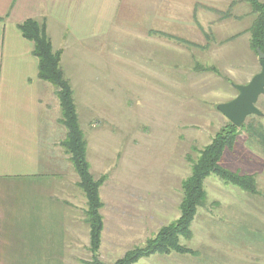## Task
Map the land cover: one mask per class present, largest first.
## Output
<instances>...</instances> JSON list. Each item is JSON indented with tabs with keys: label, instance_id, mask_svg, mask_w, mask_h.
I'll return each mask as SVG.
<instances>
[{
	"label": "rangeland",
	"instance_id": "obj_1",
	"mask_svg": "<svg viewBox=\"0 0 264 264\" xmlns=\"http://www.w3.org/2000/svg\"><path fill=\"white\" fill-rule=\"evenodd\" d=\"M225 1L239 5L242 0ZM240 8L237 12L230 7L219 8L229 16L224 19H218L214 11L198 8L194 11L172 8L167 9L166 14L174 26L180 27L174 34L185 35L192 38L189 42L195 43L200 41L197 39L203 29L207 31L206 38L211 31L234 29L238 36H248L250 32L244 31L245 26L249 27L256 15L245 18V14L248 17L250 13L243 10V15ZM200 21L204 23L201 25ZM163 23L157 19L158 27ZM211 41L205 40V44L211 46L205 56H201L195 46L188 48L182 40L169 41L167 45L169 48L171 45L172 52H167L171 56H158L155 65L157 68L165 64L166 70L157 71L154 82L151 81L153 73L147 68L148 57L133 56L132 50L127 48L126 44L132 45L133 41L125 38L110 43V51L115 54L109 58L110 62L128 67L127 71L134 75L132 79L137 78L139 64L147 67L146 72L140 74L144 76L141 85L138 87L136 82L132 88L128 86L124 90V100L117 111L106 112L96 105L91 115H86L84 100L77 94L74 96L76 107L82 112L81 127L88 147L90 172L96 179L105 176L99 189L102 202L99 213L103 223L100 246L96 254L90 250L88 224L80 209L72 214L67 232L45 234L50 238L47 241L37 240V233H26L25 227L36 228L42 218L35 210L38 202L27 196L26 182L14 176L3 186L9 194L7 204L10 206L4 211V219L0 217L3 219L0 229L5 230L0 232V264H114L127 251L144 247L162 227L179 218L182 181L190 175L199 152L229 123L216 110V105L236 96L232 84H247L260 70L254 49L246 57V72L236 71L234 63L219 64L214 56L217 46ZM79 50L86 51L87 47ZM80 59L82 63L88 60L85 55ZM101 97L102 94H97V99L93 100L100 101ZM256 106L263 116L246 119L244 124L251 126L250 131H238L233 147L224 151L219 164L229 172L253 177L257 193L248 194L217 175L208 176L203 181L204 202L190 225V235L179 237V244L195 254H153L133 264H230L229 250L223 244H227L231 227L244 226L252 218L245 216V212L264 219V142L260 137H264V96ZM117 117L123 119L119 121ZM20 171L8 169L7 172L17 175ZM62 175L78 182L71 166L64 169ZM45 187L50 193L58 189L52 185ZM77 192L81 206L86 201L79 189ZM237 231L244 235L245 227Z\"/></svg>",
	"mask_w": 264,
	"mask_h": 264
},
{
	"label": "crops",
	"instance_id": "obj_2",
	"mask_svg": "<svg viewBox=\"0 0 264 264\" xmlns=\"http://www.w3.org/2000/svg\"><path fill=\"white\" fill-rule=\"evenodd\" d=\"M240 2L238 5L225 0H0V217L5 216L4 211L10 206L7 204L9 194L3 186H7V181L13 180L14 176L22 183L26 182L27 196L38 202L34 209L42 219L32 230L25 227L26 233L38 234L37 240H49L45 234L67 232L72 214L80 209L85 217L86 211V203L78 205L77 182L62 175L71 164L60 145L66 136V129L59 128L62 124L55 89L50 83L38 79L32 43L21 36L19 24L27 19L45 23L52 50L61 53L60 67L70 82L73 97L77 94L84 100V112L91 115L92 107L96 105L102 106L106 112L119 110L124 90L132 88L131 85L136 82L139 87L144 77L140 74L146 72L147 66L139 64L137 78L132 79L134 75L127 71L128 67L110 62L109 58L115 54L110 51L109 45L120 39L133 41L132 45L126 44L133 56L148 57L147 68L153 73V78L149 77L153 82L157 71L166 70L165 64L156 68L157 57L171 56L167 52L171 51V45L169 48L167 43L174 39L184 41L188 48L195 46L201 56L211 49L205 40H212L214 47L217 46L214 56L219 64L234 63L236 71L246 72V57L252 50L250 34L238 36L235 29L220 30L219 33L209 32L206 38V29L202 31L196 18L202 32L197 39L200 41L191 43L192 38L174 34L180 27L174 26L166 14V10L172 8L193 11L198 8L214 11L213 15L224 19L228 15L220 9L230 7L237 12L242 7L239 9L241 14L244 15L243 10L250 13L248 17L246 13L245 18L254 16L249 4ZM157 19L164 22L160 27ZM253 20L244 31H249ZM202 23L204 21H200ZM85 46L86 51L79 50ZM82 55L88 58L86 63L81 62ZM97 94H102L100 101L93 100L97 99ZM78 111L81 127L82 112ZM122 119L117 117L116 120ZM88 153L86 144V159L91 169ZM8 169L21 171L13 175L7 172ZM45 185L58 189L50 193ZM247 215L252 218L240 226L245 227L244 235L237 231L239 226L231 227L229 238L225 241L227 244H223L229 250L230 264H264V219L245 212ZM3 219L0 220L1 226Z\"/></svg>",
	"mask_w": 264,
	"mask_h": 264
},
{
	"label": "trees",
	"instance_id": "obj_3",
	"mask_svg": "<svg viewBox=\"0 0 264 264\" xmlns=\"http://www.w3.org/2000/svg\"><path fill=\"white\" fill-rule=\"evenodd\" d=\"M242 1L248 3L252 13L256 15L249 30L251 47L255 50V54L257 49L264 53V2ZM18 30L25 40L32 43V55L37 59L38 79L50 83L55 89L60 108V122L66 129V136L60 145L77 175V187L83 193L86 201L85 219L89 229V246L92 253L96 254L103 229L102 217L99 213L102 207L99 189L105 181V176L96 179L90 172L86 159V141L80 127L72 88L60 67L61 53L52 50L50 39L46 34L45 23L27 19L18 25ZM250 129L251 126L247 123L243 124L241 128H236L228 123L226 128L221 130L211 143L199 152L198 160L191 166L190 175L182 181L179 218L162 227L156 237L149 240L144 247L127 251L114 264H133L138 259L153 254L167 255L174 252L180 255H194V252L179 244V237L187 238L190 235V225L198 208L204 202L203 181L210 175H217L225 183L237 186L248 194H256V183L253 177L229 172L221 168L219 164L224 151L233 147L238 131L249 132ZM260 137L264 142V137Z\"/></svg>",
	"mask_w": 264,
	"mask_h": 264
},
{
	"label": "water",
	"instance_id": "obj_4",
	"mask_svg": "<svg viewBox=\"0 0 264 264\" xmlns=\"http://www.w3.org/2000/svg\"><path fill=\"white\" fill-rule=\"evenodd\" d=\"M260 70L247 84H232L236 96L225 103L216 105V110L236 128H241L249 116L262 117L256 104L264 96V53L256 50Z\"/></svg>",
	"mask_w": 264,
	"mask_h": 264
}]
</instances>
